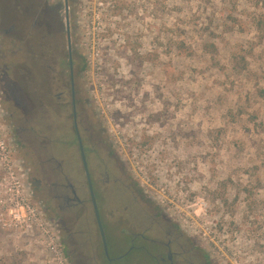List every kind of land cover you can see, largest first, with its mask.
Here are the masks:
<instances>
[{"label": "rangeland", "instance_id": "374dc122", "mask_svg": "<svg viewBox=\"0 0 264 264\" xmlns=\"http://www.w3.org/2000/svg\"><path fill=\"white\" fill-rule=\"evenodd\" d=\"M46 1L63 14V0ZM67 2L89 118L129 174L218 264H264V0L119 1L99 27ZM10 69L0 48V137L41 226L2 221L0 204V264H67L52 200L32 193L5 126ZM46 115L40 128L65 126Z\"/></svg>", "mask_w": 264, "mask_h": 264}, {"label": "flooded vegetation", "instance_id": "af4514ba", "mask_svg": "<svg viewBox=\"0 0 264 264\" xmlns=\"http://www.w3.org/2000/svg\"><path fill=\"white\" fill-rule=\"evenodd\" d=\"M54 4L0 0L2 60L18 97L2 88V102L32 193L52 200L44 207L67 264H218L129 174L105 127L90 120L76 80L75 24L64 0L62 15ZM38 114L65 126L40 128ZM72 171L77 183L68 179Z\"/></svg>", "mask_w": 264, "mask_h": 264}, {"label": "built area", "instance_id": "2783aa9c", "mask_svg": "<svg viewBox=\"0 0 264 264\" xmlns=\"http://www.w3.org/2000/svg\"><path fill=\"white\" fill-rule=\"evenodd\" d=\"M119 1L130 0H81V5L86 13L93 17L92 24L99 27L103 15L111 14L117 7ZM96 26V27H97ZM0 204L2 205V221L9 220L14 224L25 223L30 227L34 221L41 226L40 211L31 203L30 195L26 192L24 183L16 172L12 162L11 151L4 137H0Z\"/></svg>", "mask_w": 264, "mask_h": 264}, {"label": "water", "instance_id": "95a60500", "mask_svg": "<svg viewBox=\"0 0 264 264\" xmlns=\"http://www.w3.org/2000/svg\"><path fill=\"white\" fill-rule=\"evenodd\" d=\"M64 7H65V14H66V19H67V15H68V2L67 0H64ZM67 37H68V42H69V29H68V20H67Z\"/></svg>", "mask_w": 264, "mask_h": 264}]
</instances>
